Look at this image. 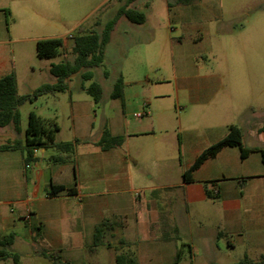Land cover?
I'll return each instance as SVG.
<instances>
[{"label":"crops","instance_id":"1","mask_svg":"<svg viewBox=\"0 0 264 264\" xmlns=\"http://www.w3.org/2000/svg\"><path fill=\"white\" fill-rule=\"evenodd\" d=\"M109 1L0 0V77L14 73L18 95L54 83L50 66L57 62L48 60L43 72L49 81L34 82L32 76L29 91L19 94L17 58L36 55L39 40L54 38L62 40L59 56L66 57L80 28L97 31L101 24L92 19ZM138 1L130 7L144 11ZM191 4H181L172 16L183 29L190 24L201 30L194 22L208 19L206 5L200 10ZM150 25L147 15L142 24L118 19L105 50L122 52L112 89L119 76L124 85L121 97H110L111 90L101 99L100 113L85 92L90 83L70 78L67 91L42 96L50 97L52 106L46 115H38L56 121V141H78L69 161H52L58 152L41 148L25 166L23 151L0 149V239L15 235L8 250L19 256V264H34L38 257L57 264L60 258L64 264H96L108 251L113 263L117 253L126 252L138 264H233L264 256L262 107L251 100L236 103L232 90L238 84L200 71L183 40H174L169 30L168 39L158 42L156 28L163 29V24L156 20ZM162 66L171 68V78L151 77ZM164 84L172 87L170 104L163 102ZM241 85L263 87L253 81ZM73 89L87 97L74 96ZM60 116L68 124L62 125ZM231 126L240 129L242 146L253 151L241 158L238 146H225L185 181L183 174L197 157ZM104 127L123 138L121 147L102 150L97 145ZM25 130L21 135L20 123L19 132L13 125L0 128V146L23 142ZM58 186L63 189L51 193ZM104 220L110 228L103 244L94 247L95 227Z\"/></svg>","mask_w":264,"mask_h":264},{"label":"rangeland","instance_id":"2","mask_svg":"<svg viewBox=\"0 0 264 264\" xmlns=\"http://www.w3.org/2000/svg\"><path fill=\"white\" fill-rule=\"evenodd\" d=\"M125 1L110 0L102 10L95 14L92 20L101 24L96 29L98 32H101L102 25L115 15L117 9L124 5ZM204 4L206 5L204 11L207 13L208 19L194 22L195 25H201V30L193 29L190 24L183 29L175 21L172 13L177 12L181 6L178 0H139L136 6L144 10L151 22L150 26L154 27L156 20L163 24V29L156 28L158 42L167 40L169 37L167 32L170 30L174 40H183L187 54L198 59L197 66L200 67H198L200 71L219 73L222 80L238 84L232 90L236 93V103L239 100H251L258 104L262 107L259 112L261 118V114L264 113V0H201L192 3L190 6L196 8L200 6L201 10ZM123 21L118 23V31H120ZM199 38L201 40H198ZM17 59L19 65L18 93L23 94L29 91L28 78L33 76V81L38 83L49 81L46 80L47 75L43 72L46 70L48 60L53 62L71 61L73 56L69 52L66 57L59 56L54 59L41 60L36 55ZM122 60V52L116 51V47L114 49L110 47L105 50L103 64L92 69L93 81L101 85L103 99H107L112 90L115 73L118 71ZM30 65L36 69L34 74ZM105 71L108 72L109 76L103 74ZM171 75V68L166 66H162L159 72L151 73V77H157L161 80L170 79ZM49 78L53 80L52 75ZM71 80L73 83L81 81L85 85L90 83V81L80 79L79 75L72 76ZM250 81L263 84V87L251 90L241 85ZM162 91L165 96L163 102L165 104L172 103V97H167L172 92V87L164 84ZM73 95L87 97L85 93L77 92L76 89H73ZM58 96H62V94ZM51 106L50 97H41L34 104L24 103L21 105L18 109L21 119V135L24 134V129L27 127L28 114L31 110L37 114L46 115ZM100 107V104L96 106L97 113H100ZM68 122L65 117L60 116L62 125L68 124ZM19 249L24 251L23 248ZM91 253L92 250L90 255ZM110 254L112 253L109 251L105 252L104 258L96 264H112L113 257ZM58 260L64 264L61 258ZM34 264L57 263H53L49 258L38 257Z\"/></svg>","mask_w":264,"mask_h":264},{"label":"trees","instance_id":"3","mask_svg":"<svg viewBox=\"0 0 264 264\" xmlns=\"http://www.w3.org/2000/svg\"><path fill=\"white\" fill-rule=\"evenodd\" d=\"M135 0H126L124 5L119 7L115 15L110 18L104 25L101 32L88 31L82 32L78 30V35L73 38V44L70 53L73 56L71 61H59L52 63L50 66V74L55 78L54 83H43L36 87L32 92L24 95L17 94L16 78L14 73H8L0 77V128L13 125L15 130L19 132L20 113L19 107L24 103H33L39 97L46 95H54L67 91V80L76 74H80L83 80L90 81L85 88V92L92 98L94 103L98 104L102 99V87L99 83L93 81L92 69L100 67L104 61V50L109 42L110 34L113 31L119 18L124 17L128 21L135 24H142L146 20L145 12L130 7ZM201 0H178L180 4H191ZM63 42L61 39H44L36 43V55L41 59H52L58 57L62 53ZM107 76V74H104ZM123 79L119 76L113 86L110 97L119 98L122 95ZM264 130V129H263ZM59 126L54 119L42 117L30 111L28 114L27 127L25 130V138L23 142L19 140L9 141L0 146L1 150L20 149L24 152V164L29 165L34 160L33 153L41 148H54L58 155L52 157V161L65 162L69 161L73 155L77 140L70 142L56 141V135ZM97 145L102 150L111 147H121L123 138L112 136L108 129L104 127ZM225 146H238L240 148L241 158H245L253 149L245 148L241 143V131L237 126H231L228 134L217 143L206 148L195 160L192 167L183 174L185 181L191 180V173L205 159L214 157L220 149ZM264 163V149L260 150ZM240 189L244 187V180L239 181ZM62 190L63 187H52L51 193L55 190ZM209 198L214 196L207 193ZM110 228L107 220L102 221L95 227L93 236V245L98 247L103 244L106 232ZM15 235L9 234L0 239V260L10 259L12 264H19V256L9 252ZM123 243V242H122ZM179 260V254L176 256L174 263ZM113 264H138L135 258L126 252L117 253L114 257ZM233 264H264V256L258 261H251L247 258Z\"/></svg>","mask_w":264,"mask_h":264},{"label":"built area","instance_id":"4","mask_svg":"<svg viewBox=\"0 0 264 264\" xmlns=\"http://www.w3.org/2000/svg\"><path fill=\"white\" fill-rule=\"evenodd\" d=\"M68 38H72V35L69 34V35H68ZM135 116H136V117H140V116H142V114H140V113H136Z\"/></svg>","mask_w":264,"mask_h":264}]
</instances>
